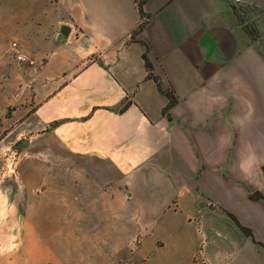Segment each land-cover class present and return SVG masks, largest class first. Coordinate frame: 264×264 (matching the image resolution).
Instances as JSON below:
<instances>
[{
  "label": "crops",
  "instance_id": "0c3cea01",
  "mask_svg": "<svg viewBox=\"0 0 264 264\" xmlns=\"http://www.w3.org/2000/svg\"><path fill=\"white\" fill-rule=\"evenodd\" d=\"M8 1L16 11L1 27L19 19L22 47L39 62L31 81L1 63L0 140L26 114L22 137L49 128L62 149L117 177L92 186L91 214L74 230L85 239L69 252L85 263L73 264H264V199L250 196L264 197V22L252 41L234 0H144L143 16L137 0ZM237 2L264 13V0ZM143 52L175 95L167 114ZM137 194L165 195L170 212H130Z\"/></svg>",
  "mask_w": 264,
  "mask_h": 264
},
{
  "label": "rangeland",
  "instance_id": "374dc122",
  "mask_svg": "<svg viewBox=\"0 0 264 264\" xmlns=\"http://www.w3.org/2000/svg\"><path fill=\"white\" fill-rule=\"evenodd\" d=\"M236 3L244 10L242 18L245 23L262 25L264 13L261 10ZM3 4L7 8L2 7L1 17H7L9 11H16L10 1L5 0ZM1 26L0 53L8 46L0 65L7 60L31 81L39 61L22 47L20 20L14 19L12 24ZM50 36H53L52 32ZM11 41L18 42L26 60L16 62L13 59L9 50ZM32 92L25 96L27 109L32 105ZM25 116L19 115L10 135L0 140V264H55L46 245L59 248L67 264L85 263L69 253L76 252V241H83L86 235L74 230L78 224L85 225L86 215L91 214L85 212V208L86 201H90L92 194L96 195L92 186L107 189L116 183L117 177L107 169H92L90 159L62 149L48 133L49 128L40 136L22 137L20 121ZM28 127L30 133L34 132L30 125ZM94 177L98 178V184L93 183ZM133 184L138 186L137 181ZM122 190L126 194L129 192L126 185ZM137 196L131 202L130 212H170L166 210L168 201L165 195ZM60 225H70L73 230L67 228L63 232Z\"/></svg>",
  "mask_w": 264,
  "mask_h": 264
},
{
  "label": "trees",
  "instance_id": "16d2710c",
  "mask_svg": "<svg viewBox=\"0 0 264 264\" xmlns=\"http://www.w3.org/2000/svg\"><path fill=\"white\" fill-rule=\"evenodd\" d=\"M144 0H137V5L140 11V14L143 16V10H142V5H143ZM231 8L238 20V23H240L242 25V28L245 30V32L248 34L249 38L254 41L257 40L260 37V30L258 29L257 25L253 22L250 23H245L244 19L242 18V12L244 11L242 6H239L236 2H231ZM144 23L141 22L140 24H138V26L134 29V31L131 34L132 39H134L135 34L138 33L142 27H143ZM264 55V53H263ZM142 58L144 60V66L146 68L147 71V77L152 78L157 86L158 89L164 93L167 98H168V102L166 104V106L162 109V113L163 114H167L168 113V109L176 102V98L175 95L173 93L172 90L170 89H162L161 85H160V80L159 78L154 75L153 71H152V65L150 63V61L148 60V57L146 55V52L142 53ZM129 102H125L122 107L120 108V111H122L123 109H125L127 107ZM250 196L254 199H258V198H262L264 199L263 195L257 191V190H252L250 193ZM230 217L234 220V222L237 224V226L239 227V229L242 231V233H244L247 236H251V230L245 226H242L231 214H229Z\"/></svg>",
  "mask_w": 264,
  "mask_h": 264
},
{
  "label": "built area",
  "instance_id": "2783aa9c",
  "mask_svg": "<svg viewBox=\"0 0 264 264\" xmlns=\"http://www.w3.org/2000/svg\"><path fill=\"white\" fill-rule=\"evenodd\" d=\"M234 1H238V0H234ZM9 50L12 52L13 59L16 62H21V61L27 59L25 53L20 48V46H19V44H18L17 41H11L10 42V44H9ZM29 62L32 63L33 60H29Z\"/></svg>",
  "mask_w": 264,
  "mask_h": 264
},
{
  "label": "water",
  "instance_id": "95a60500",
  "mask_svg": "<svg viewBox=\"0 0 264 264\" xmlns=\"http://www.w3.org/2000/svg\"><path fill=\"white\" fill-rule=\"evenodd\" d=\"M59 32H60V36L62 35V36H64V37H66V36L68 35L69 28H68L66 25H62V26L60 27Z\"/></svg>",
  "mask_w": 264,
  "mask_h": 264
}]
</instances>
